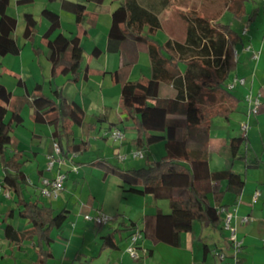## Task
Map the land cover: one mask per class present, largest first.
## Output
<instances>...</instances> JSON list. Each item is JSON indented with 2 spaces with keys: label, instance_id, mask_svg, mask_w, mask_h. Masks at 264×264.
Segmentation results:
<instances>
[{
  "label": "trees",
  "instance_id": "obj_1",
  "mask_svg": "<svg viewBox=\"0 0 264 264\" xmlns=\"http://www.w3.org/2000/svg\"><path fill=\"white\" fill-rule=\"evenodd\" d=\"M251 1L194 0L197 4H188L187 0H122L112 11L107 52L124 54L128 45L142 44L147 48L151 64L150 78L129 80L130 69L138 60L135 51L133 59L123 61L120 68L110 73L113 81L120 84V108L133 122L137 136L132 144L143 152L145 165L127 168L105 157L96 158L92 164L103 169L104 176L112 174L125 184L140 185L144 193L156 200H168L170 205L168 213L158 210L144 215L140 221H130L125 227L131 231L130 236L139 231L143 239L152 244L179 247L182 234L190 231L195 221L210 222L218 228L220 209L227 208L223 204L226 194L238 197L245 187L246 176L234 168L236 161H242L245 171L261 164L260 159L251 161L241 155V147L247 145L246 137H233L230 141L232 165L216 171L209 166L212 120H228L241 104L227 82L237 65L234 49L241 36L220 19L230 12L238 19L247 16L248 22L253 21L258 11L247 12V4ZM29 2L33 0H17L18 5ZM10 3L11 0H0V56L3 57L19 55L22 50L13 37L18 20L7 13ZM89 4L94 5L92 13L88 12ZM61 6L73 13L78 27L88 16L95 26L98 16L105 11V0H64ZM174 6L188 9L187 13H182L184 38L176 40L170 36L159 42L155 37L164 30L162 15L171 12ZM42 15L49 22L41 39L50 50L51 76L70 75L69 80L74 82L88 80V66L82 68L79 61L83 52L82 35L68 36L62 32L60 15L56 11L44 8ZM24 20L22 36L30 42L35 54L40 55L42 49L35 46L38 22L32 13H24ZM86 34L88 30H83V35ZM102 52L95 46L91 55L98 58ZM131 56L128 54V59ZM25 95L24 102L32 110L31 118L53 128L52 137L66 158L91 148L89 137L79 142L71 140L69 122L82 127L90 136L97 123L108 118L104 114L96 116L95 122H85L83 106L76 100H68L61 87H56L53 95L48 96L44 85L37 83L33 90H26ZM13 98V93L0 82L1 179L3 186L15 195L18 215L29 227L18 230L9 223L7 220L15 211L10 210L3 217L2 230L4 237L19 247L24 241H31L36 264H48L54 257L51 234L62 228L70 210L56 211L51 205L24 196L29 185L24 169L26 154L22 150L10 151L14 131L24 123L21 106L13 104ZM159 143L163 144L165 153L152 160L151 147ZM101 239L102 249L119 248L114 233Z\"/></svg>",
  "mask_w": 264,
  "mask_h": 264
},
{
  "label": "crops",
  "instance_id": "obj_2",
  "mask_svg": "<svg viewBox=\"0 0 264 264\" xmlns=\"http://www.w3.org/2000/svg\"><path fill=\"white\" fill-rule=\"evenodd\" d=\"M253 9L258 11L256 18L251 22L247 21V16L240 18L239 29L234 28L241 36V40L234 49L235 59L237 61L236 68L227 80L229 84L234 78L245 79L244 85L237 83L233 89L236 95L241 99V104L238 110L233 113L228 120L223 118H215L212 120L209 142V166L212 171L225 169L232 165L233 158L230 141L233 137L247 138V145H243L240 149L242 156H246L247 159L251 161L256 159L262 161L257 168L248 169L247 171H245L242 161H236L234 168L242 175L246 176L245 187L238 197L229 193L226 194L223 200V204L227 205L229 211L234 208L237 209L236 216L232 223L236 227L237 237L242 242V248L238 253H235L233 244L229 240V232L223 227L224 214H221L218 228L214 227L210 222L195 221L192 229L182 234L181 245L179 247H173L165 243L152 244L150 241L142 239L138 248L141 257L136 260L137 264L142 263L147 257L157 260L156 264H264V0H253L249 2L247 4V12L250 13ZM245 28L247 29L246 32L244 30ZM38 47L42 49L41 46ZM141 48L147 52L146 46L142 47L141 44H130L128 47H125L127 51L121 54L122 61L133 59L135 57V51L140 53ZM31 49L34 56H39L35 54L32 46ZM101 50L103 51L102 48ZM103 53L104 51L100 57ZM41 54H43V49ZM128 54L132 55L129 59ZM86 56L87 54H85L83 50L82 57L79 61L82 68L88 66L89 79L84 80L88 82L91 74L89 64L90 58L96 57L92 56L90 53L88 63L83 65V60ZM111 72H113V70H105V73H108L110 77ZM130 77H132V75H130ZM20 80L21 83H19ZM111 80L113 84H116L112 77ZM129 80H132V78ZM19 81L18 85H25L22 78H20ZM26 90L29 89L26 88ZM65 97L69 100L66 95ZM249 97H251V99L259 98L260 105L258 107V112L252 111L253 105L248 101ZM80 104L83 106L82 103ZM91 104H93V101H90V105ZM103 105L101 115L107 114L108 118L105 122H98L96 130L92 131L90 136H87L83 132L82 127L73 125L72 122H69V127L72 131V141L79 142L81 140H86L88 137L90 138L91 148L88 152L83 154L77 153L82 156L85 155L86 157L84 158L89 157V159L82 160V163L76 165L72 163L74 154L70 158H66L62 153L61 155H56L55 164L53 168L49 170L48 156L53 153L52 149V152L46 153V169H37L36 180H31L30 175L25 170L29 182V185L24 191V196L27 199L40 200L46 205H51L56 211L62 210L63 208L70 210L69 218L62 228L60 230H54L51 234L54 239L51 244L54 257L48 264H52V262H54V264H124V259L118 257L113 251L121 252L127 249L129 244L128 237L131 231L125 230L126 225L129 224L130 221H140L144 215L154 214L158 210L164 212L163 208L160 206V202L164 200H157L154 208H149L146 202L137 206L136 204L130 205L127 200L128 204L125 206L126 210L121 211L118 207H113L111 209L105 207L93 194L85 196L84 185L88 183L89 178L94 179L95 172L92 168H100L92 164V161L96 158L105 157L110 161H114L116 165L127 168H138V166L142 167L145 165V161L142 165H138L137 160L139 158L132 157V152L136 151L135 145L132 144V140L137 136L133 122L127 119V115L123 113V111L120 113L119 121H112V106L106 103ZM95 119L96 114H92L91 117L87 119L85 110V122H95ZM110 123H117V125L111 126ZM244 125H246V129H243ZM48 126L51 127L50 125ZM74 127H78L80 130H76L75 132L73 130ZM110 129L111 131L120 129L124 133L123 140L114 145V147L117 148L115 150L110 149L112 139H110V137H108L109 134L106 133ZM131 129L135 134L128 139L126 133ZM52 132L53 128L51 127L53 146L54 139L52 137ZM79 132L81 140L78 141L75 137ZM14 135L15 134H13L12 143L15 140ZM32 136L34 140H39L41 138V135L36 132L33 133ZM19 144L18 141L17 145L14 148L11 147V149L25 151L26 163L30 162V164H32L31 158L36 160L39 157V150L31 152L26 149H19ZM162 146L163 144L161 143V149L158 152L159 156L156 157H154L153 146L151 147L150 157L152 160L159 159L164 155L165 150L164 146L162 149ZM91 151L95 153V155H87ZM27 153H31V155L29 154L31 157H27ZM125 154L127 155L126 159L122 160L121 155ZM82 156L79 158H83ZM142 159L145 160V158ZM73 167H77V170H74ZM81 168L87 170L83 173L85 174L83 180L79 179L82 175L80 174ZM59 173L67 174L65 187L59 197L56 199H48L42 196L40 191L42 178H53ZM104 175V170L101 169L98 176L103 182V186L101 187L103 193L106 192V187L104 185L112 176H115L112 174ZM68 181L74 183L72 187L68 186ZM257 192L259 196L254 200V195ZM13 197L14 199H12ZM127 206H129V210H127ZM10 210L15 211L14 215L8 218L7 221L9 223L13 224L18 230H24L29 227L27 221L18 215L15 195L12 192H10L9 196L0 193V264H36L35 247L31 241H24L19 247L4 237L2 230L3 217ZM127 211L128 214H126ZM99 212H105L114 216V221L104 226H98L94 222L85 219L86 214H97ZM245 216L252 217V220L246 223L243 222V217ZM104 228L110 229L106 234L111 232L115 234V239L119 243V248L102 249L101 238L106 234H102L101 231ZM99 237L100 241H98ZM118 237H120V240ZM29 245L32 247L33 254H28L26 252V248H28ZM95 250L98 251L97 254ZM148 251L151 252L148 254ZM220 253L225 254L223 260H220L218 257Z\"/></svg>",
  "mask_w": 264,
  "mask_h": 264
},
{
  "label": "rangeland",
  "instance_id": "obj_3",
  "mask_svg": "<svg viewBox=\"0 0 264 264\" xmlns=\"http://www.w3.org/2000/svg\"><path fill=\"white\" fill-rule=\"evenodd\" d=\"M64 0H33L23 5H18L17 0H11L10 7L7 13L15 17L18 20L17 29L13 34V37L22 46V53L20 55L9 54L5 57L0 56V82L5 84L8 89L14 95L13 104L17 103L21 106V113L24 117V123L18 126L15 130V140L11 144L14 148L19 141V149L30 150L31 152L39 150V157L36 160L31 158L32 164L26 163L25 170L30 175L31 180H36L37 169H46V153L52 152V138H51V127L45 124L35 123L31 117V108L29 104L25 103L24 97L26 96V88L33 90L37 83H42L44 85L45 94L48 96L53 95V90L57 86L63 88V94H65L69 100H76L82 103L86 110V118L89 119L92 114L96 116L101 115L103 111V104H109L112 106L111 109V120L119 121L121 109L119 108V96H120V84H113L111 77L105 70H116L121 67L122 55L120 53H109L107 52V33L111 25V13L116 9L122 0H105V11L98 16L96 26H92L87 17L84 24L78 27L75 24V18L73 13L64 10L61 6ZM69 1H84V0H69ZM185 1V0H184ZM191 4L194 0H187ZM187 3V2H186ZM197 4V2L193 3ZM94 5L89 4L88 12L92 13ZM48 8L50 10L56 11L60 15L61 19V31L68 36H75L77 34L82 35L81 49L84 50L87 56L83 60V65L88 63V57L95 46H99L103 49L104 53L99 58H90V80L79 82H74L69 80L70 75L60 74L59 76L53 78L51 76V63L47 57L50 55V50L46 47L43 40L41 39L43 32L49 26V22L42 15V10ZM188 9L183 7L174 6L171 12L163 13L162 18L164 21V30H161L156 35V40L159 42L166 41L171 35L176 40H183L185 34V24L182 19V13H187ZM24 13H32L38 24H37V38L36 46H41L43 49V54L39 56H34L30 43H28L22 36L25 20ZM221 23L230 24L233 28L239 29L240 20L236 18L232 13H225L220 19ZM83 30H88V34L83 35ZM142 45V44H141ZM142 47H145L142 45ZM139 58L137 63L130 69L128 75L129 79L140 80L141 78H149L151 75V66L149 61L148 53L141 48ZM22 78L25 85H18L19 79ZM90 101L93 104L90 105ZM10 115V113H9ZM9 117V116H8ZM73 130H80L78 127H74ZM111 129L106 133H110ZM39 133L41 138L39 140H34L32 134ZM134 131L131 129L126 133L127 138L134 136ZM80 132L77 133L76 139L79 141ZM110 137V136H108ZM108 139V138H107ZM111 139V138H110ZM122 141V140H121ZM120 141H113L110 149H117L114 147ZM161 143L156 144L152 147L154 151V157L159 156V150L161 149ZM163 149V146H162ZM12 151V149H10ZM31 155V153H29ZM27 153V157L29 156ZM87 155H95L92 151ZM82 155H73V164H80L82 160L89 159L83 155V158H79ZM125 156H127L125 154ZM128 159V158H127ZM138 165L144 163V159L139 158ZM84 163V162H83ZM90 163V162H88ZM139 167V166H138ZM92 170L95 172L94 179L89 178L88 183L84 186L85 196L89 194L95 195L100 202L104 204L107 208L118 207L120 210H126L125 206L129 203L130 205L145 203L149 208H154L157 200L150 194L143 192L142 186L140 185H128L125 184L117 176H112L108 182L104 185L106 187V192H102L101 187L102 181L99 178L100 168L93 167ZM87 170L85 168L80 169V180H83ZM1 176V169H0ZM100 179V180H99ZM79 180V181H80ZM99 181V182H97ZM72 181H68V186H73ZM14 199V197L12 198ZM128 200V203H127ZM129 205V206H130ZM127 206V210H129ZM160 206L163 208L164 212L168 213L170 211L169 201L164 200L160 202ZM60 209V208H59ZM128 214V211L127 213ZM110 229L104 228L101 232L106 234ZM120 240V237H118ZM100 241V237L98 238ZM125 246V245H124ZM97 250H95L96 252ZM28 254H33L31 245L26 248ZM118 257L124 259V264H137L136 260L133 259L126 250L121 252L113 251ZM98 251L96 252V254ZM105 255V254H104ZM115 255V254H114ZM158 257V256H157ZM157 259V258H156ZM155 259L147 257L140 264H156ZM54 264V262H52Z\"/></svg>",
  "mask_w": 264,
  "mask_h": 264
},
{
  "label": "built area",
  "instance_id": "obj_4",
  "mask_svg": "<svg viewBox=\"0 0 264 264\" xmlns=\"http://www.w3.org/2000/svg\"><path fill=\"white\" fill-rule=\"evenodd\" d=\"M244 30L246 32L247 29L245 28ZM237 83L240 85H244L245 79L244 78H234L229 83L228 87L231 90H233ZM248 101L253 105L252 111L258 112V107L260 105L259 98L251 99V97H249ZM243 129H246V125L243 126ZM109 136L113 141H121L124 138V133L120 129H115V130L110 131ZM61 154H62L61 147L59 143L54 140L53 153H51L48 156V169L49 170L52 169L55 164L56 155H61ZM132 157L133 158H144V154L143 152L136 150L132 152ZM121 159L125 160L126 156L121 155ZM73 168L74 170H77V167H73ZM66 178H67L66 173H59L53 178L43 177L41 180L42 185L40 188L41 195L48 199L58 198L65 187ZM0 193H3L6 196L10 195V191L6 189L2 184L1 176H0ZM258 196H259V193L257 192L254 195V200H256ZM236 212H237L236 208H234L231 211H229L226 207H222L220 209V213L224 214L223 227L225 230L229 232V240L233 244L235 253H238L242 248V242L238 239L236 227L232 223L234 217L236 216ZM85 219L94 222L98 226H104V225H107L113 222L115 217L105 212H99L97 214H86ZM250 220H252V217H249V216L243 217V222L245 223L249 222ZM142 239H143V236L139 231L133 232V234L129 238V244L127 246L126 251L135 260L141 257V254L138 248H139L140 241ZM218 257L220 260H223L225 258V254L220 253Z\"/></svg>",
  "mask_w": 264,
  "mask_h": 264
}]
</instances>
